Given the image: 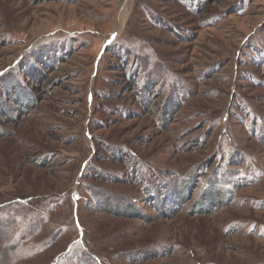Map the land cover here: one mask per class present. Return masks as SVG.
<instances>
[{
    "label": "rangeland",
    "instance_id": "374dc122",
    "mask_svg": "<svg viewBox=\"0 0 264 264\" xmlns=\"http://www.w3.org/2000/svg\"><path fill=\"white\" fill-rule=\"evenodd\" d=\"M0 264H264V0H0Z\"/></svg>",
    "mask_w": 264,
    "mask_h": 264
},
{
    "label": "trees",
    "instance_id": "16d2710c",
    "mask_svg": "<svg viewBox=\"0 0 264 264\" xmlns=\"http://www.w3.org/2000/svg\"><path fill=\"white\" fill-rule=\"evenodd\" d=\"M194 176H192V180L190 182V184L188 185V187L185 190V193H189L192 189L193 184L195 183L194 181ZM195 186V185H194ZM183 195V194H182ZM180 195V197L182 196ZM209 197V196H208ZM181 199V198H180ZM178 200V199H177ZM179 201V200H178ZM183 202H186V199L184 198L183 200H180L179 203H181V205H179L180 207L183 205ZM202 205H195V209L191 208L190 212L193 214H204L205 212L207 213L208 211H210L212 209L213 203L210 199H203V201L201 202ZM178 206V207H179Z\"/></svg>",
    "mask_w": 264,
    "mask_h": 264
}]
</instances>
